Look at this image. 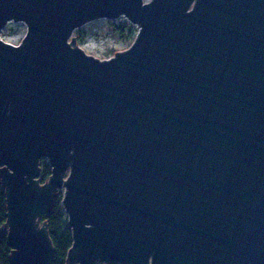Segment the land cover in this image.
<instances>
[{"label":"water","instance_id":"obj_1","mask_svg":"<svg viewBox=\"0 0 264 264\" xmlns=\"http://www.w3.org/2000/svg\"><path fill=\"white\" fill-rule=\"evenodd\" d=\"M124 17L100 60L74 32ZM0 228L11 264H264V0H0ZM43 161L51 176L42 183Z\"/></svg>","mask_w":264,"mask_h":264},{"label":"rangeland","instance_id":"obj_2","mask_svg":"<svg viewBox=\"0 0 264 264\" xmlns=\"http://www.w3.org/2000/svg\"><path fill=\"white\" fill-rule=\"evenodd\" d=\"M127 25L129 26L125 37H120L113 27ZM138 32V27L127 21L126 18L121 17L115 20L99 19L90 22L74 32H79L84 37L78 45L87 54L94 56L100 60H105L113 57L118 52H123L130 48L134 42L133 38L129 36L130 31ZM27 33V26L21 22H10L6 28L0 33L1 39L11 44H19L22 42Z\"/></svg>","mask_w":264,"mask_h":264},{"label":"trees","instance_id":"obj_3","mask_svg":"<svg viewBox=\"0 0 264 264\" xmlns=\"http://www.w3.org/2000/svg\"><path fill=\"white\" fill-rule=\"evenodd\" d=\"M116 29V33L120 37H125L126 32L129 29V26L122 25L116 26L113 25ZM132 29V26H130ZM129 36L135 40L136 32L134 30L130 31ZM75 39L79 44L84 37L79 34H75ZM51 176V168L43 161L42 163V183H45ZM63 194L62 192L56 197L54 201L53 208L49 215L43 214L42 222H47L48 231L52 240V243L55 247V256L52 264H67V253L73 245L72 231L68 226L67 215L64 212L62 206ZM7 202L6 194L4 189L0 184V228L4 226L7 221ZM11 247L7 241L6 236H0V264H11L10 255ZM118 264V263H110Z\"/></svg>","mask_w":264,"mask_h":264}]
</instances>
